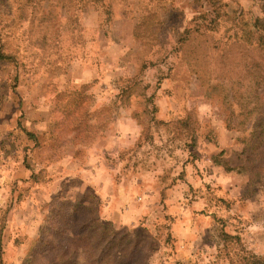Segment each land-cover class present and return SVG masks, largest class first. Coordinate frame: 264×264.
<instances>
[{
  "label": "rangeland",
  "instance_id": "1",
  "mask_svg": "<svg viewBox=\"0 0 264 264\" xmlns=\"http://www.w3.org/2000/svg\"><path fill=\"white\" fill-rule=\"evenodd\" d=\"M263 28L264 0H0V264L264 263Z\"/></svg>",
  "mask_w": 264,
  "mask_h": 264
},
{
  "label": "trees",
  "instance_id": "2",
  "mask_svg": "<svg viewBox=\"0 0 264 264\" xmlns=\"http://www.w3.org/2000/svg\"><path fill=\"white\" fill-rule=\"evenodd\" d=\"M256 38H257L259 43L264 45V28H263V34L259 35ZM1 46L2 47H0V59H3V60L12 59L11 55L4 53V50L2 49L3 45H1ZM262 47L264 48V46H262ZM250 141L255 142V144H257V145L264 142V116H262V118L257 119V123L253 127L252 133L250 134ZM68 204H70V203H68ZM72 208H73V210L71 212L70 217L73 220H71V224H75L79 221L80 209L84 208V207H75V205H74V207H72ZM98 227L100 228V225H98L97 220H90L89 223H85L84 225H82V228L84 229V231L90 230V231L94 232L98 229ZM68 234L72 238L79 236L78 232L75 231V229H73V227L68 230ZM111 245H112V243H111ZM141 254H142V251L139 249V247L138 248L133 247V248L128 249L126 251L125 250L112 251L111 253H109L107 255L111 256V261L113 263L115 261V258L117 259L115 264H130V262L132 263L133 261L137 260V257H138L137 255L140 256ZM252 264H264V263H261L260 261H254Z\"/></svg>",
  "mask_w": 264,
  "mask_h": 264
}]
</instances>
